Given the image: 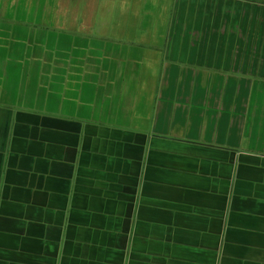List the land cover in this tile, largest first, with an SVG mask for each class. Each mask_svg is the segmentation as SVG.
I'll return each instance as SVG.
<instances>
[{"label": "crops", "instance_id": "obj_1", "mask_svg": "<svg viewBox=\"0 0 264 264\" xmlns=\"http://www.w3.org/2000/svg\"><path fill=\"white\" fill-rule=\"evenodd\" d=\"M91 1L0 0V74L34 50L41 92L0 83V264H264V20L172 11L145 114L139 45L107 50Z\"/></svg>", "mask_w": 264, "mask_h": 264}, {"label": "rangeland", "instance_id": "obj_2", "mask_svg": "<svg viewBox=\"0 0 264 264\" xmlns=\"http://www.w3.org/2000/svg\"><path fill=\"white\" fill-rule=\"evenodd\" d=\"M45 1L50 5H54L56 0H17L19 5L18 13L20 14V11L23 10H32L35 11L38 17L42 18L43 11L39 8ZM87 2L92 1L87 0ZM251 2L249 0H111V5L105 12L98 9L97 6L94 7V11L98 20L105 17L109 21L107 23L109 26L108 34L113 35L115 41L109 43L107 50H118L121 52L134 48L132 47L133 45H139L142 73L138 79L128 80L127 87H129V90L127 89L124 92L134 98L137 103H144L145 114H149L155 87L152 83L147 84L146 78L148 77V72H150L151 79H154L160 66L167 35L174 33L176 29L174 27L173 31L170 32L172 11L179 18L182 14V17L186 15L198 18L233 17L245 18L246 20L252 16L264 20V6L255 8ZM202 7L204 8V14L201 13ZM83 11L90 14L93 12L91 6H87V3L83 7ZM83 11H81L82 14H84ZM107 14H109V17H107ZM244 24H247V22ZM260 32L264 33V26L261 27ZM136 36L141 37L140 43L134 41ZM92 44L94 45V51H100L104 46V43L99 41ZM11 47L14 49L13 43L2 40L0 42V55L6 50L9 51ZM33 51L27 54H21L20 51L13 53V55L11 54L9 59L12 62L17 61V68L8 70L11 73L0 74V83L2 88L7 85L8 89L16 85L18 88V101L25 103L28 107L32 106L40 109L41 92L33 91L28 87L32 74H27V70L24 68L25 64L31 61ZM116 60L119 61L121 59L118 58ZM33 94L39 96H32ZM2 95L4 96L5 93L3 92Z\"/></svg>", "mask_w": 264, "mask_h": 264}]
</instances>
